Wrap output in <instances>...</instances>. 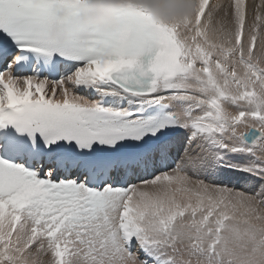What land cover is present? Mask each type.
<instances>
[{"label": "snow or ice", "instance_id": "snow-or-ice-1", "mask_svg": "<svg viewBox=\"0 0 264 264\" xmlns=\"http://www.w3.org/2000/svg\"><path fill=\"white\" fill-rule=\"evenodd\" d=\"M0 0V264H264V0Z\"/></svg>", "mask_w": 264, "mask_h": 264}, {"label": "clouds", "instance_id": "clouds-1", "mask_svg": "<svg viewBox=\"0 0 264 264\" xmlns=\"http://www.w3.org/2000/svg\"><path fill=\"white\" fill-rule=\"evenodd\" d=\"M111 0H96L93 4V11L89 13V18L97 23L107 21L106 6Z\"/></svg>", "mask_w": 264, "mask_h": 264}]
</instances>
